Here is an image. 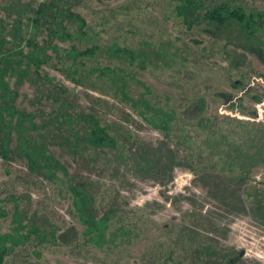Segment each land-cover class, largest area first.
Instances as JSON below:
<instances>
[{"label": "rangeland", "instance_id": "1", "mask_svg": "<svg viewBox=\"0 0 264 264\" xmlns=\"http://www.w3.org/2000/svg\"><path fill=\"white\" fill-rule=\"evenodd\" d=\"M232 4L264 12V0ZM176 5L0 0V235L26 236L4 264H264V32L207 23L199 9L188 25ZM100 67L120 77L125 100ZM87 114L111 145L75 151ZM50 158L52 176L39 167ZM70 180L96 219L112 215L108 244L81 236ZM30 226L54 238L37 243Z\"/></svg>", "mask_w": 264, "mask_h": 264}, {"label": "trees", "instance_id": "2", "mask_svg": "<svg viewBox=\"0 0 264 264\" xmlns=\"http://www.w3.org/2000/svg\"><path fill=\"white\" fill-rule=\"evenodd\" d=\"M208 0H176V7L175 12L177 15L183 20L186 24H191L192 22H195V17L193 15V9H199L202 10L201 17L203 20L207 23L216 24L218 26H224L226 23H234L240 27L242 32L246 34L247 36H253L257 31L264 32V12L256 11L253 9H246L243 6L234 5L232 4L233 0H217L218 2H215L214 4L208 5ZM211 1V0H209ZM216 1V0H215ZM45 5H39L38 8L44 9ZM193 16V17H192ZM79 21V29L83 27V20L77 16H74ZM92 49H95L93 47ZM2 42L0 40V57L2 56ZM108 52L112 51L114 55H117V53L125 52L124 49H120L118 47L109 48L107 49ZM91 49H84L83 51H77L76 53L70 52L72 59H75L77 55H90ZM261 57V53L258 54ZM74 71V70H73ZM101 74L105 76V79L107 80V85L109 87H112L114 90V95L116 96L117 93H120V96L122 99H124L125 93H124V83L120 79V77H116V72L113 70H109L106 67H100L99 70ZM67 73V72H66ZM67 75V74H66ZM73 82L77 83L78 81L74 78H69ZM2 81L0 80V83ZM79 83V82H78ZM81 83V82H80ZM4 85V83H2ZM5 87V86H4ZM86 88H91L90 85H86ZM4 97L7 95L8 89L4 88ZM96 89V91H100L99 88H91ZM260 98L257 97L256 100H259ZM125 100V99H124ZM142 104V111L140 113L138 112V116L141 117L147 112V105L140 101ZM8 106H6L7 108ZM142 112V113H141ZM253 114V113H252ZM83 120H85V128L83 129L82 134L80 133L79 136H77L74 140V147L75 151H79L82 145H88L91 147H98L103 145H111L113 143V138H110L106 133L105 130L100 126V122L98 119L91 114H87L83 117ZM81 143V144H80ZM20 152L22 155L26 158L27 161H29L31 164L35 165L36 168H38V164L35 161V157H33L31 154H29L26 150L20 149ZM37 153H41V150L38 149ZM0 157L1 158H7L6 156V147L3 143L0 142ZM47 162L44 163L42 160V166L41 167L49 176L53 175V171H56V168L58 167V164L56 160L53 158L46 159ZM59 170L62 174L66 175L64 173V170L59 167ZM66 190L68 193V198L70 199V206H72L74 212L72 217L80 224L83 225V229L81 231V236L86 240V242H94L95 245L101 246L104 244V242H107L108 237H104V229L106 225V219L112 218L111 216H104L102 218H97L94 216L93 210L90 208L89 204L91 203V198L86 193L85 189L83 188V185H78L73 183L71 180L66 184ZM257 205H254L251 209L253 212H257ZM263 211L260 212V219L264 223V205L261 207ZM15 211H13L12 218L14 221H19L18 218L20 215V212L14 208ZM2 214H5L3 209H0V216ZM19 214V215H18ZM18 219V220H17ZM120 230L122 236L127 238L129 234V230L122 229V227H117L116 231ZM14 234L16 235L15 238L10 236L9 234H2L0 235V264H4L5 258L7 255L10 254L8 251L13 245L21 243L26 239V236L24 237L23 233L18 231L16 228H13ZM27 235L30 233H33L34 237L38 239L37 243H42L44 241L52 240L54 238L53 233L48 234L43 231H39L37 226H30L27 230ZM21 241V242H19ZM111 242L110 240L107 242V244ZM9 243V244H8ZM23 243V242H22ZM230 260L225 259V264H229Z\"/></svg>", "mask_w": 264, "mask_h": 264}]
</instances>
